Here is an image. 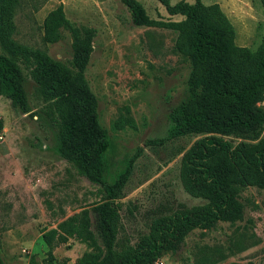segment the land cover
Instances as JSON below:
<instances>
[{"label":"rangeland","instance_id":"obj_1","mask_svg":"<svg viewBox=\"0 0 264 264\" xmlns=\"http://www.w3.org/2000/svg\"><path fill=\"white\" fill-rule=\"evenodd\" d=\"M150 19L179 21L156 0H137ZM180 0H171L175 4ZM192 3L193 0H184ZM218 3L235 28V43L255 50L264 32L259 0H202ZM62 6L69 27L55 43L43 42V21ZM15 42L72 65L79 50L88 52L86 83L96 99L100 126L107 134L102 154L105 180L113 183L141 149L116 200L120 226L115 249L127 251L149 233L154 220L205 203L187 195L179 171L185 152L205 134H190L162 145L171 110L187 100L189 64L175 50L174 31L135 26L119 0H19ZM24 89L31 112L23 114L0 96V252L4 264L41 263L48 247L44 231L102 202L101 186L88 182L57 153L64 131L54 101L29 76ZM264 108V101L260 104ZM232 145L255 144L257 135L222 136ZM243 211L233 222L194 230L175 251L152 264H264V190L239 194ZM98 243L100 241L98 240ZM86 246L74 238L53 249L54 264H76Z\"/></svg>","mask_w":264,"mask_h":264},{"label":"trees","instance_id":"obj_2","mask_svg":"<svg viewBox=\"0 0 264 264\" xmlns=\"http://www.w3.org/2000/svg\"><path fill=\"white\" fill-rule=\"evenodd\" d=\"M135 26L157 27L177 34L175 50L189 64L187 100L170 112L171 127L164 144L190 134H205L185 152L180 163L184 192L204 204L177 210L154 220L149 233L134 247L117 251L120 217L116 200L141 149L113 183L103 175L102 154L107 134L100 126L96 99L84 78L88 52L79 50L72 65L51 60L44 52L13 39L15 10L19 0H0V96L23 114L31 112L24 89L21 65L54 101L64 134L57 153L88 182L102 187V202L82 210L55 228L44 231L46 258L38 263L54 264L53 249L74 238L86 246L76 264H152L160 256L180 247L194 230H205L219 222H233L243 211L239 194L246 187L264 190V138L255 144L232 145L222 136L257 135L264 129V32L255 50L235 43V28L218 3L206 5L180 0H156L168 16L179 21L150 19L137 0H119ZM264 11V0H259ZM69 27L62 6L50 11L43 21V42L55 43L62 28ZM98 240L100 243H98ZM0 264H4L0 252Z\"/></svg>","mask_w":264,"mask_h":264}]
</instances>
